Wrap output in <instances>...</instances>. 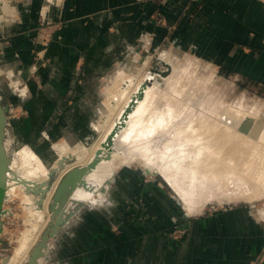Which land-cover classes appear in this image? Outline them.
I'll list each match as a JSON object with an SVG mask.
<instances>
[{"label":"rangeland","instance_id":"1","mask_svg":"<svg viewBox=\"0 0 264 264\" xmlns=\"http://www.w3.org/2000/svg\"><path fill=\"white\" fill-rule=\"evenodd\" d=\"M21 1L8 0V5L4 7L0 0V47L14 30L6 29L4 22L9 23L17 16ZM47 4L46 10L42 9L39 13L37 27L27 30L29 56L25 60L21 57L19 62L8 55L0 62V99L2 105L7 106L4 144L6 155L11 159L6 171V189L10 187L8 184L15 172L24 173L27 167L26 170L39 173L35 178L26 177L30 180L20 179L22 186L6 190L0 222V264H9L16 248L22 250L19 264H28L43 235L56 223L52 204L65 175L73 168L89 167L97 155L100 160V150L93 156L88 150L100 139L97 125L103 120L104 128L109 130L111 125V129L101 146L109 151L119 149L123 154L131 153L132 159L116 168L105 198L94 194L96 200L83 203L67 219L60 217L63 221L58 232L46 240L42 247L44 254L36 258V264H83L75 253L83 251L82 246L78 247L82 245V230L78 232L81 236L76 235L69 239L71 241L67 239L66 232L81 228L84 211L96 209L101 212L102 208L109 206L112 202L111 188L119 179L139 181L153 187L156 199L161 197L158 183H162L167 196L176 202L175 207L170 203L168 205L176 215L185 214L193 219L226 211L238 204H249L264 224V86L242 77L214 76L216 67L196 58L193 53L167 45L156 50L148 49L144 42H140L138 47L127 46L115 59L105 62L101 70L93 67L96 72L92 69L91 75L85 77L81 84L87 90L81 92L71 83L72 78L67 76L66 69L61 68L58 72L57 62L48 55L51 42L62 38V25L50 16L52 2L47 0ZM163 61L171 66L166 76L153 70H168ZM122 71L127 74L120 86H116L117 75ZM114 85L123 90L130 87L125 90V97L128 98L119 100L114 97L111 90ZM148 86L156 89L155 96H151L154 99H149L148 109L142 114L147 123L130 126V131L135 130L134 136L136 129L140 128L139 139L131 138L127 150L118 148L117 144V149H112L115 136L128 127L131 115L140 100L144 99ZM140 90L142 96L138 97ZM112 102L114 104L110 105ZM249 113L254 119L251 127L246 128L244 124L249 119ZM225 117L242 121L243 131L247 132L246 137L242 135L245 139L232 128L230 130L236 135L228 131L227 126V130L226 127L223 129ZM209 121L216 122L219 128L214 123L215 128L213 126L208 130ZM214 129L215 132H212ZM219 130L227 134L222 135ZM249 132L251 136L248 137ZM229 134L235 140H225ZM32 153L37 157L32 158ZM156 156L178 170L176 176L179 181L176 184H180V188L177 189L153 162L154 166H149L148 171L147 160ZM36 162L40 169L36 167ZM128 186L122 188L126 194L139 190V183L133 184V188ZM156 216L162 219L160 214ZM139 227L140 230L147 229L145 224ZM169 228L172 238L181 243L189 232L180 220H174ZM115 229L119 231V228ZM255 264H264V250Z\"/></svg>","mask_w":264,"mask_h":264},{"label":"crops","instance_id":"2","mask_svg":"<svg viewBox=\"0 0 264 264\" xmlns=\"http://www.w3.org/2000/svg\"><path fill=\"white\" fill-rule=\"evenodd\" d=\"M48 1L53 4L50 16L62 25V38L51 42L48 55L81 92L87 90L81 83L92 69L101 70L140 42L148 49L167 45L193 53L216 67L214 76L242 77L264 86V0ZM46 4L19 2L17 16L4 22L14 30L0 47V62L8 55L19 62L29 56L26 33L37 27ZM135 183L137 192L124 193V186ZM158 185L161 197L156 199L153 187L119 179L110 190L109 206L82 213L81 228L67 231L66 237L72 240L82 230L78 247L83 251L75 253L83 264H255L264 250V224L251 205L189 219L171 212L168 205L176 202ZM174 220L189 229L182 243L170 234ZM142 224L146 230H140Z\"/></svg>","mask_w":264,"mask_h":264},{"label":"bare ground","instance_id":"3","mask_svg":"<svg viewBox=\"0 0 264 264\" xmlns=\"http://www.w3.org/2000/svg\"><path fill=\"white\" fill-rule=\"evenodd\" d=\"M2 1V6H4V7H6L8 4V0H1ZM51 1H59V0H51ZM10 11H8V13H9ZM13 14V13H12ZM172 73V72H171ZM126 74L127 73H125V72H119V74L117 75V80H116V86H120L119 84L121 83V82H123L124 81V79H125V76H126ZM124 78V79H123ZM127 78V77H126ZM140 79V78H139ZM147 81L148 80H150V78H148V79H146ZM128 81V80H127ZM115 82V81H114ZM134 82V81H133ZM121 85H123V84H121ZM153 85V84H152ZM116 86L114 85L112 88H111V90L114 92L113 93V96L115 97V96H117L118 97V99L120 100V99H123V98H128V97H125V95H126V89L128 90V89H130V87L129 88H126L125 90H123V89H117L116 88ZM154 86V85H153ZM153 86H148L147 88H146V90H145V97H144V99L143 100H140V102H139V104L136 106V108H135V110L133 111V113H132V115H131V119H130V121H129V123H128V127L127 128H125L124 130L125 131H122V133L121 134H119V135H116L115 136V140H114V146H113V148L112 149H117V146H118V148H125L126 150H127V145L129 144V142H130V140H131V138L132 139H139V137H138V135L140 134V128L139 129H136V136H134L133 134H134V132H135V130L132 132V131H130V126L131 125H136V127H138L139 125H141L142 123H144V124H146L147 122H145V121H147V120H145L144 121V119H142L143 117V115L142 114H144L145 112V109L147 108V106L149 105V99H154V97H152L151 98V96H153L154 94H155V89H153ZM111 90L109 91V92H111ZM135 92V91H134ZM174 92V91H173ZM112 93V92H111ZM110 93V94H111ZM129 93V92H128ZM132 93V92H131ZM157 93V92H156ZM110 96V95H109ZM130 96V95H129ZM155 96V95H154ZM113 98V97H112ZM112 98H111V100H112ZM108 99V98H107ZM115 100V99H114ZM113 100V101H114ZM118 102V101H117ZM152 101H150V103H151ZM154 102V101H153ZM127 103V102H126ZM111 104H114V102H112V103H110V105ZM115 106V105H114ZM114 106H111L112 108L114 107ZM117 107V106H116ZM154 107V106H153ZM156 107V106H155ZM176 108V107H175ZM174 108V109H175ZM109 109V108H108ZM111 109V108H110ZM115 109V108H114ZM113 109V110H114ZM121 109V108H120ZM148 109V108H147ZM146 109V110H147ZM152 109V108H151ZM170 110H172V109H170ZM111 111V110H110ZM173 111V110H172ZM176 111V110H175ZM108 112V111H107ZM153 112V111H152ZM146 113H147V111H146ZM172 113H174V111L172 112ZM160 114V113H159ZM155 115V114H154ZM173 115V114H172ZM108 116V115H107ZM144 116H146V115H144ZM157 116V115H156ZM212 116V115H211ZM247 116V115H246ZM254 116V115H253ZM109 117H112V116H109ZM147 117V116H146ZM249 119H248V121H246V124H244L245 125V127L246 128H248L252 123H253V117L251 116V114L249 113L248 114V116H247ZM107 119V118H106ZM111 119V118H110ZM150 119H151V117H150ZM212 119V118H211ZM231 119V120H230ZM241 119V118H240ZM215 120V119H214ZM213 120V121H214ZM242 120H244V119H242ZM246 120V119H245ZM104 121V120H103ZM102 121V122H103ZM106 121V120H105ZM109 121H111V120H109ZM207 121V120H206ZM211 121V120H210ZM210 121H209V124H208V130L209 129H213V126H214V128H215V124H216V122H213V123H210ZM102 122H100V123H98V125H97V127H98V129L100 130V132H101V137H100V139L97 141V143L95 142V144L91 147V149L90 150H88V151H90L89 152V154L91 153L92 154V156L94 155V153L96 152V151H98V150H100V153H101V158H100V160H99V163L97 164V166L96 167H94V168H90V169H88L85 173H84V175H83V179H82V181H80V183L78 184V186L77 187H75L74 189H68L64 194H63V196H62V198H61V200L59 201V203H58V205H57V210L60 212V214H61V216L60 217H62L63 219H67L71 214H73V213H75V211L83 204V203H85V202H87V201H94V200H96V198L97 197H93V195L94 194H99V197L100 198H105V196H106V194H107V192H108V188H109V180H112V178H113V175H114V172H115V170H116V168L118 167V166H120V164H123L124 162H126V161H129V160H131L132 158V156H133V154H131V153H126V154H123V152H120V151H118V150H113V151H109V150H107V149H105V148H103L102 146H101V142H102V140H104V138H106V135L108 134V132H109V130L111 129V125H110V129L109 130H107V129H105L104 128V125H102ZM149 122V121H148ZM107 123V122H106ZM110 123V122H109ZM215 123V124H214ZM219 123V122H218ZM241 123H242V121H237L236 119H233L232 120V118H229V117H225V123H222V125L223 124H225L224 125V127H223V129H225V127L227 126V127H229V129L226 127V130L228 129V131L230 130V128H232L231 130H233V132H237V133H240L241 134V137H242V135L244 134V136L246 137V133H244L245 131H243L244 130V126L242 127L241 126ZM155 124V123H154ZM242 124V125H243ZM218 125H220V124H218ZM191 126V125H190ZM189 126V127H190ZM198 126V125H197ZM205 126V125H204ZM216 126H217V124H216ZM221 126V125H220ZM240 126H241V128H240ZM132 127V126H131ZM153 127V126H152ZM218 128H219V126H217ZM251 127V126H250ZM249 127V128H250ZM107 128V127H106ZM196 129V128H195ZM207 129L206 128H203V130H206L207 131ZM221 129V128H220ZM257 129V128H256ZM200 130V129H199ZM217 130V129H216ZM230 130V131H231ZM235 130V131H234ZM247 130V129H246ZM249 130V129H248ZM247 130V131H248ZM215 132V129L214 130H212V132ZM192 132V131H191ZM195 133H197V130H195L194 131ZM204 132V131H203ZM219 132H221L220 130H219ZM232 132V131H231ZM232 132V133H233ZM251 132V131H250ZM248 133V137L249 136H251V133ZM130 133H131V136L130 137H128L129 135H130ZM139 133V134H138ZM218 133V132H217ZM230 133V132H229ZM231 133V134H232ZM146 134H147V132H146ZM188 134V133H187ZM208 134V133H207ZM210 134V133H209ZM220 134H227V132L226 133H220ZM233 134H235L236 135V133H233ZM232 134V135H233ZM239 134V135H240ZM194 135V134H193ZM203 135V134H202ZM204 136V135H203ZM205 136H206V134H205ZM225 136V135H224ZM226 136H228V135H226ZM226 136H225V140H230L231 139V137H230V134H229V137H227L226 138ZM237 136H238V134H237ZM202 137V136H201ZM207 137H209V136H207ZM206 137V138H207ZM240 136H238V138H239ZM256 137V136H255ZM198 138V137H197ZM196 138V139H197ZM233 138H237V137H233ZM259 138V137H258ZM215 139V138H214ZM242 139H245V138H243L242 137ZM242 139H240V140H242ZM251 139V138H250ZM264 139V138H263ZM198 140V139H197ZM205 140V139H204ZM231 140H235V139H231ZM255 140V139H254ZM129 141V142H128ZM194 141H196V140H194ZM206 141V140H205ZM211 141V140H210ZM222 141V140H221ZM264 141V140H263ZM216 142V141H215ZM235 142V141H234ZM238 142V141H237ZM252 142V141H251ZM250 142V143H251ZM213 143V142H212ZM226 143V142H225ZM232 143V142H231ZM253 143V142H252ZM262 143V142H261ZM116 144H117V146H116ZM235 144V143H234ZM248 144V143H247ZM264 144V143H263ZM232 146V145H231ZM240 146V145H239ZM207 147H208V145H207ZM235 147H237V146H235ZM212 148V147H211ZM225 148H227V146L225 147ZM25 150H26V148H24ZM256 149V148H255ZM258 149V148H257ZM261 149H262V147H261ZM63 150V149H62ZM236 150V149H235ZM244 150V149H243ZM260 150V149H259ZM31 151V150H30ZM228 151V150H227ZM253 151V150H252ZM202 152H203V150H202ZM254 152V151H253ZM26 153H27V150H26ZM25 153V154H26ZM82 153V152H81ZM109 153H110V155H109ZM179 153V152H178ZM177 153V155H182V153H180V154H178ZM233 153V152H232ZM242 153V152H241ZM248 153V152H247ZM90 154V155H91ZM162 154H165V153H162ZM162 154H161V156L160 157H162ZM172 154V153H171ZM263 154V153H262ZM262 154H261V156H262ZM28 155V154H27ZM96 155V154H95ZM148 155V154H147ZM154 155H155V153H154ZM153 154H152V156H154ZM175 155V154H174ZM220 155H222V154H220ZM235 155V154H234ZM239 155V154H238ZM255 155V154H254ZM253 155V156H254ZM24 156V155H23ZM31 156H32V158L33 157H35V155H34V153H32L31 154ZM97 156H99V155H97ZM105 156H109L108 158L107 157H105ZM151 156V155H150ZM251 156V155H250ZM26 157V156H25ZM30 157V156H29ZM37 157V156H36ZM35 157V158H36ZM95 157V156H94ZM100 157V156H99ZM210 157V156H209ZM249 157V156H248ZM155 157H153V159H154ZM172 158H174V157H172ZM206 158V157H205ZM260 158V157H259ZM150 159V158H149ZM153 159H150V161H148L147 160V166H146V168L148 169V171H150V167L149 166H154V165H156V167H157V169L158 170H160L162 173H164V175L166 176V178L170 181V182H172V183H174L175 184V187H177V189L178 188H180V184H176V182L177 181H179L178 179H177V176H176V174H177V172H178V170L176 169V168H174L173 166H171L170 164H168L167 162H166V160H163V158H157V156H156V158L153 160ZM232 159V158H231ZM240 160H241V158H239ZM250 159H252V158H250ZM262 159H263V157H262ZM10 161H11V159H9ZM21 160H24V161H26L25 159H21ZM10 161H9V163H10ZM29 161H30V159H29ZM29 161L27 162V163H29ZM211 161V160H210ZM229 161H230V159H229ZM245 161V160H244ZM247 161V160H246ZM253 161V160H252ZM21 162H23V161H21ZM152 162H153V164H152ZM215 162V161H214ZM242 162V161H241ZM258 162V161H257ZM38 163H39V160H38ZM41 163V162H40ZM173 163V162H172ZM176 163H178V162H176ZM204 163V162H203ZM213 163V162H212ZM22 164V163H21ZM208 164V163H207ZM236 164V163H235ZM248 164V163H247ZM251 164V163H250ZM26 165V164H25ZM39 165V164H38ZM37 165V162H36V167L38 166ZM213 165H214V163H213ZM35 166V165H34ZM40 166V165H39ZM39 166L37 167L38 169H40L39 168ZM177 166V165H176ZM202 166V165H201ZM258 166V165H257ZM261 166V165H260ZM155 167V168H156ZM237 167V166H236ZM245 167V166H244ZM15 168V167H14ZM13 168V169H14ZM28 168H29V166H28ZM31 168V167H30ZM214 168V167H213ZM251 168H253V167H251ZM17 169V168H16ZM26 169H27V167H26ZM24 170L25 172L23 173H20L18 170V172H15V174L12 176V178L13 179H11V183H10V185L8 184V186H10V187H8V188H10V189H12V187L14 188V186H20L21 184H22V182H20V179H26V177H32V178H35L36 176H37V174L36 173H38V172H36L35 173V171H33V170ZM32 169H33V167H32ZM41 169H42V167H41ZM153 169V168H152ZM245 169V168H244ZM36 170V169H35ZM240 170V169H239ZM263 170V169H262ZM14 171H16L15 169H14ZM37 171V170H36ZM226 171V170H225ZM257 171V170H256ZM264 171V170H263ZM44 172H46V171H44ZM48 172V171H47ZM46 172V173H47ZM207 172V171H206ZM220 173V172H219ZM259 173V172H258ZM22 174H23V176H24V178H23V176H22ZM39 174V173H38ZM253 174V173H252ZM261 174H262V172H261ZM41 175V174H40ZM206 176H207V174H206ZM38 177H39V175H38ZM247 177V176H246ZM259 177V176H258ZM29 178H27L28 180H30ZM218 178V177H217ZM260 178V177H259ZM19 180V181H17V180ZM26 179V180H27ZM45 179V178H44ZM262 179H263V177H262ZM14 180V181H13ZM22 181V180H21ZM37 181H39V180H37ZM20 182V183H19ZM9 183V182H8ZM30 183V182H29ZM24 185V184H23ZM28 185V184H27ZM22 186V185H21ZM7 188V189H8ZM6 189V190H7ZM8 191V190H7ZM6 191V192H7ZM244 192V191H243ZM26 193V192H25ZM95 196V195H94ZM28 197V196H27ZM46 205V204H45ZM62 218H60V219H62ZM63 221V220H62ZM21 249V248H20ZM27 249V248H26ZM16 250L17 251H15L14 253V255H13V257H12V259H11V262L9 263V264H19L20 263V259H21V257H22V250H19V248L17 249L16 248ZM24 253V252H23ZM27 253V252H26ZM22 260V259H21Z\"/></svg>","mask_w":264,"mask_h":264},{"label":"water","instance_id":"4","mask_svg":"<svg viewBox=\"0 0 264 264\" xmlns=\"http://www.w3.org/2000/svg\"><path fill=\"white\" fill-rule=\"evenodd\" d=\"M1 9V5H0ZM163 63L168 66V70L160 71L159 69L155 68L153 70L158 71L163 76H166L168 72H170L171 66L166 64L164 61ZM150 80H148V83ZM142 90L139 91L138 97L142 96ZM7 112V106L2 105V100L0 99V222H1V214H2V206L3 201L6 193V171L9 168V158L6 155L5 151V130H6V116ZM99 161V156H96L94 161L89 165V167H76L71 169L63 178L62 183L56 192L54 202L52 204V209L55 212L56 215V223L51 225V228L48 229L47 233H45L42 237V240L39 242V244L36 246V248L33 250L31 257L29 258L28 264H36V258L40 255H43L42 247L45 246L46 240L50 237L56 234L58 232V228L60 224L62 223L60 219V212L57 210V205L59 201L61 200L63 194L68 189H74L78 186L80 181L83 179L84 173L90 169L91 167L95 166L96 163ZM0 230H1V224H0Z\"/></svg>","mask_w":264,"mask_h":264}]
</instances>
